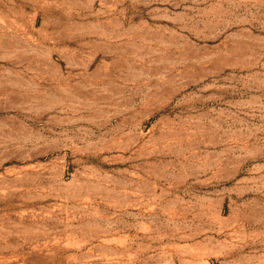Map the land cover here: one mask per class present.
<instances>
[{
  "label": "rangeland",
  "instance_id": "374dc122",
  "mask_svg": "<svg viewBox=\"0 0 264 264\" xmlns=\"http://www.w3.org/2000/svg\"><path fill=\"white\" fill-rule=\"evenodd\" d=\"M0 264H264V0H0Z\"/></svg>",
  "mask_w": 264,
  "mask_h": 264
}]
</instances>
